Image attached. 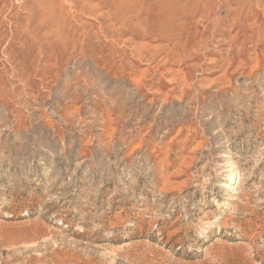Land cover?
<instances>
[{
    "label": "rangeland",
    "instance_id": "374dc122",
    "mask_svg": "<svg viewBox=\"0 0 264 264\" xmlns=\"http://www.w3.org/2000/svg\"><path fill=\"white\" fill-rule=\"evenodd\" d=\"M0 264H264V0H0Z\"/></svg>",
    "mask_w": 264,
    "mask_h": 264
},
{
    "label": "bare ground",
    "instance_id": "6f19581e",
    "mask_svg": "<svg viewBox=\"0 0 264 264\" xmlns=\"http://www.w3.org/2000/svg\"><path fill=\"white\" fill-rule=\"evenodd\" d=\"M235 8V7H234Z\"/></svg>",
    "mask_w": 264,
    "mask_h": 264
}]
</instances>
